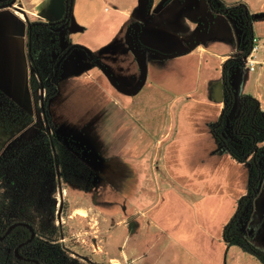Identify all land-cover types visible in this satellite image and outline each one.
Segmentation results:
<instances>
[{
	"label": "crops",
	"instance_id": "crops-1",
	"mask_svg": "<svg viewBox=\"0 0 264 264\" xmlns=\"http://www.w3.org/2000/svg\"><path fill=\"white\" fill-rule=\"evenodd\" d=\"M217 1L245 4L251 36L264 39V0ZM64 8V0H0V91L30 122L40 114L29 84V26L61 19ZM66 36L78 48L63 60L47 110L56 135L84 148L96 173L84 201H75L77 218L90 220V207L121 215L126 233L112 253L120 264H142L139 235L150 225L167 240L161 249L175 248L169 264H223L225 249H240L225 248L222 232L250 179V163L231 158L212 132L225 105L222 66L242 48L238 22L205 0H71ZM255 61L232 76V112L242 94L264 111V45ZM8 134L33 132L24 125ZM260 165L241 233L264 249V158Z\"/></svg>",
	"mask_w": 264,
	"mask_h": 264
},
{
	"label": "rangeland",
	"instance_id": "rangeland-1",
	"mask_svg": "<svg viewBox=\"0 0 264 264\" xmlns=\"http://www.w3.org/2000/svg\"><path fill=\"white\" fill-rule=\"evenodd\" d=\"M64 30L65 26L58 33L62 37ZM47 32L46 28L36 27L32 40L34 55L38 56L36 61L42 67L46 78L42 83L45 90L42 91V86L38 85L36 87V97H40L41 94L44 97L47 93L49 76L45 61L46 58L55 55L49 50L52 41L47 40L50 34ZM65 46L62 38H60V50H63ZM45 103L47 109V100ZM40 105L42 106L41 102ZM36 108L40 114L37 122H30L31 118L27 117V122L19 127L31 126L33 134L30 136L28 134V139L19 140L7 132L0 131L1 164H7L10 160L20 164L26 158L27 162H25L23 168L28 175L29 158L33 172L28 182L23 183L14 180V175H11L7 169L0 175V190L3 196H6L9 192V198L6 202L7 208L4 213L5 224L10 225L12 219L14 222L23 220L34 226L35 233L42 242H46V239H58V242L62 243L64 249L70 253V260L66 264H111L109 257L114 259L117 257L118 260H116L119 263V253H112L118 252V246L124 240L121 238L125 237H121L120 234L126 233L121 215L118 214L116 218L110 219L109 216L113 215L111 211L99 210L97 214H94L92 211L94 209L90 207L92 213L90 220L89 218H77L79 215L73 209L74 205H78V203L75 204V201L79 199L84 201L82 197L86 198V196L83 193H87L92 187L96 173L87 165L86 151L74 139H60L54 134L52 128L51 130L47 129L46 124L43 122L41 108L37 105ZM232 115L230 116L232 117ZM15 130L12 132H15ZM48 134L55 139L57 148L60 151L61 174L58 173L55 167L51 170L48 158H45V144L42 138H45ZM227 134H229V127ZM232 140L234 141V139ZM236 149L242 151L240 146H237ZM21 186L23 190H21ZM160 186L163 187V183ZM83 204L84 206L89 205L87 200ZM102 216H104L103 219H101ZM156 229V227L150 225L139 235L142 264H169L170 257L176 252L173 244L161 249L165 246L167 240L166 238L161 240L162 238L159 235H155ZM136 235L131 236L129 242H126L128 247L131 243H133L131 246H136V243H134ZM262 245H264V242ZM236 248L231 246L230 249L224 250L223 264H260L255 257ZM260 249L264 250L263 248ZM36 250L34 249V251ZM236 253L238 255H235ZM130 260H128V263ZM114 262L116 261L114 260Z\"/></svg>",
	"mask_w": 264,
	"mask_h": 264
},
{
	"label": "trees",
	"instance_id": "trees-1",
	"mask_svg": "<svg viewBox=\"0 0 264 264\" xmlns=\"http://www.w3.org/2000/svg\"><path fill=\"white\" fill-rule=\"evenodd\" d=\"M205 1L212 13L227 14L235 19L240 25V31L242 34V48L239 51L240 53L237 57L226 60L222 66L225 105L218 122L212 127V132L219 147L227 152L231 158L240 163H250V179L246 194L238 199L234 214L224 225L222 239L226 247L237 245L242 251L255 257L260 264H264V250L256 247L249 237H246L241 233V226L247 219L251 201L257 194V187L262 176V168L260 164L264 158V111L260 110L257 99L251 95L242 94L239 97V110L237 112H232L234 102L232 76L237 69L242 67L243 58L249 50V44L252 38L251 23L253 16L243 3H236L232 6L225 7L217 0ZM64 2L65 8L61 19L49 23L36 22L35 24H31L28 30L27 51L30 65V89L37 107L41 108L43 122L49 130H51L52 126L48 119V110L45 107V101L47 100V102H49V99H51L57 92V84L60 78L63 60L73 49L78 48L77 45L68 43L66 39L71 0H64ZM39 26L46 28L50 33L47 32L49 34L47 40L52 41V44L49 45V50L55 54L54 57H48L45 61L49 82L46 89L47 93L44 97L42 94L40 97H36L37 95L35 94L36 87L38 85L42 86L44 79H46L42 67L36 61L38 56L36 57V55H34L32 47L34 30ZM63 26H65V30L62 40L66 46L63 50H60V36L56 30L61 29ZM41 88L42 91L45 90L44 86ZM40 102L42 106L40 105ZM231 114H233V118L230 116ZM27 117L28 115H26L14 101L0 91V131L7 133L14 131L27 122ZM228 127L229 134H227ZM54 134L56 135L55 131ZM42 141H44L45 144V158H48L47 160L49 161L50 169L53 170L55 167L57 168L58 173L61 174V155L57 148V144L55 143V139L48 134L45 138H42ZM237 146H240L242 151H238L236 149ZM25 162H27L26 158H24L20 164L10 160L9 163H3V165L1 164L0 158V175L3 174L5 169H7L11 175H14V178H12L18 183H23L25 181L28 182L31 178L30 175L32 176L33 173L31 170L32 165L29 163L28 158L29 172L27 175L23 168ZM20 188L23 190L22 186ZM14 189L16 188L14 187ZM7 193L6 196H3V193L0 190V235L5 232L9 225L4 222V213L7 208L6 202L9 198V192ZM12 220H10L11 223L14 222V220ZM17 221L23 220H16L15 222ZM29 237L30 232L28 228L24 226H16L2 240H0V264H36V261L38 264H66L70 260V253L64 249L63 244L58 242V239H46V242H42L39 240L37 233H35L31 241L24 243L18 248V254L21 255L22 258H17L15 256V247L18 246V244L25 242ZM34 249L37 250L34 251Z\"/></svg>",
	"mask_w": 264,
	"mask_h": 264
},
{
	"label": "built area",
	"instance_id": "built-area-1",
	"mask_svg": "<svg viewBox=\"0 0 264 264\" xmlns=\"http://www.w3.org/2000/svg\"><path fill=\"white\" fill-rule=\"evenodd\" d=\"M261 45H264V39L252 36L249 44V50L246 56L243 58V63L247 64L250 70H254L256 67L255 57L257 50Z\"/></svg>",
	"mask_w": 264,
	"mask_h": 264
},
{
	"label": "water",
	"instance_id": "water-1",
	"mask_svg": "<svg viewBox=\"0 0 264 264\" xmlns=\"http://www.w3.org/2000/svg\"><path fill=\"white\" fill-rule=\"evenodd\" d=\"M16 226H24V227H26V228H28V230H29V232H30V237L25 241V242H23V243H20L16 248H15V256L17 257V258H22V256H20L19 254H18V248L21 246V245H23L24 243H27V242H29V241H31L32 240V238L34 237V234H35V230H34V228H33V226L30 224V223H28V222H25V221H17V222H13V223H11L8 227H7V229L5 230V232L2 234V235H0V240H2L14 227H16ZM36 264H38V262L36 261Z\"/></svg>",
	"mask_w": 264,
	"mask_h": 264
},
{
	"label": "flooded vegetation",
	"instance_id": "flooded-vegetation-1",
	"mask_svg": "<svg viewBox=\"0 0 264 264\" xmlns=\"http://www.w3.org/2000/svg\"><path fill=\"white\" fill-rule=\"evenodd\" d=\"M56 32L60 33V29H57ZM60 36V35H59ZM60 38H62V36H60ZM52 43V42H51ZM2 235V234H1ZM35 235V234H34ZM19 245V244H18ZM17 247V246H16ZM15 247V248H16ZM15 250V249H14ZM21 256V255H20Z\"/></svg>",
	"mask_w": 264,
	"mask_h": 264
},
{
	"label": "bare ground",
	"instance_id": "bare-ground-1",
	"mask_svg": "<svg viewBox=\"0 0 264 264\" xmlns=\"http://www.w3.org/2000/svg\"><path fill=\"white\" fill-rule=\"evenodd\" d=\"M83 211V210H82ZM82 215H84V213H82Z\"/></svg>",
	"mask_w": 264,
	"mask_h": 264
}]
</instances>
